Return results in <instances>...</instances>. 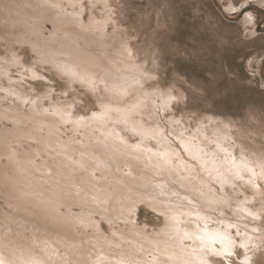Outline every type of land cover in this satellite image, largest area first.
<instances>
[{"label": "rangeland", "instance_id": "rangeland-1", "mask_svg": "<svg viewBox=\"0 0 264 264\" xmlns=\"http://www.w3.org/2000/svg\"><path fill=\"white\" fill-rule=\"evenodd\" d=\"M93 1L76 0L70 5L62 0L56 6L53 0H0V110L4 111L0 136L15 134L11 147L16 152L30 153L31 165L62 159L54 147L45 151L39 147L52 123L46 118L60 115L67 120L60 119L53 130L59 142L93 148L100 140L95 137L96 128L87 130L92 128L91 116L101 113L108 94H120L122 107L128 110H133V101L143 102L141 112H133L135 119L131 120L158 137L142 135L122 114L102 117L106 127L114 130L112 138L124 145H139L148 152L150 147L163 150V146H171L190 167L197 162L187 155L176 135H200L202 129L212 138H220L218 130L214 131L219 129L232 134L244 148L264 153V0ZM66 50L94 61L87 64L90 76L75 77L62 71L61 65L69 62ZM77 66L87 70L81 61ZM101 76L109 80L108 85ZM32 111L37 113L34 117L46 118H35L32 125L28 117ZM77 120L85 122L84 126H74ZM90 154L76 151L71 160ZM4 161L1 157L0 163ZM115 162L120 165L119 169L113 166L119 178L135 175V170L119 159ZM48 169L44 171L47 177L52 176ZM155 176L150 185L169 188L162 176ZM93 177L94 182L105 178L98 170ZM211 183L221 192L218 184ZM2 195L0 191V224L30 236L32 225L23 217L24 211ZM88 196L94 206L90 219L102 236L119 239L127 226L149 234L164 224L165 211L148 198L134 204V199L125 198L108 203L93 191ZM173 197L163 192L158 199L177 203ZM72 207L75 212H88L86 205ZM225 214L232 216L230 207ZM251 222L261 226L262 254L251 256L252 263H248L238 244L228 254L230 261L220 255L215 258L225 264H264V212L261 220ZM188 224L194 227V221ZM235 236L240 239L238 233Z\"/></svg>", "mask_w": 264, "mask_h": 264}, {"label": "bare ground", "instance_id": "bare-ground-1", "mask_svg": "<svg viewBox=\"0 0 264 264\" xmlns=\"http://www.w3.org/2000/svg\"><path fill=\"white\" fill-rule=\"evenodd\" d=\"M75 1L67 0V3L72 5ZM53 2L59 6L62 0ZM89 2L94 3L93 0ZM91 20L95 22L96 17ZM94 25L100 26L99 23ZM65 52L69 62L61 65L62 71L75 77L90 76L87 64L94 63L92 59L74 54L72 50ZM78 61L85 63L87 70L78 68ZM100 80L109 84L105 76ZM123 103L120 94H108V99L102 101L101 113L91 116L92 128L87 130L96 128L95 137L100 140L92 145L93 148L89 144L76 148L78 146L59 142L53 130L57 123L67 118L62 115L60 118L34 117L37 110L32 111L28 116L32 125L36 124L35 118L52 120L49 131L39 140V147L44 151L54 147L62 157L51 158L40 165L29 163L30 153L16 152L11 147L15 134L0 136V158L6 159L5 163H0V191L17 210L24 211L23 217L32 225L31 234L26 237L6 230L8 225L1 222L0 264H225L215 255L230 261L229 255L238 244L245 252L243 260L252 263L251 256L262 254L261 226L251 220H261L264 212V153L244 148L232 134L219 129L214 131L218 130L220 138H212L202 129L199 130L200 135L185 136L183 132L176 135L187 155L197 162L190 167L171 146L165 145L163 150L150 147L148 152V148L141 149L139 145H124L112 138L114 130L107 128L106 120H102L114 112L122 114L125 119L130 118L129 121L137 125L131 120L134 118L131 114L141 112L139 107H144L143 102L133 101V110L123 108ZM3 112L0 110V115ZM84 123L77 120L74 126L83 127ZM134 127L144 136L156 137L154 132H144L145 127L141 123ZM86 134L90 133L86 131ZM76 151L91 154L73 161L71 158ZM118 159L134 169L135 175L119 178L113 167L118 165L115 162ZM47 169L52 176H46L44 171ZM95 170L105 178L94 182ZM157 174L165 179L163 183L169 188H164L161 183L157 184L161 186L157 189L155 184L150 185V180L158 177L155 176ZM50 177L58 180L50 181ZM107 177H110V182ZM44 180L49 184L45 186ZM211 182L218 184L221 192ZM90 191L99 198L104 197L108 203L113 198H125L134 199L136 204L148 198L153 206L165 211L164 224L157 232L149 234L127 226L119 239L117 236H102L90 219V212L94 211L88 196ZM163 192L174 196L177 203L160 201L158 196ZM250 200L253 205L249 204ZM73 205H86L88 212H75ZM178 207L180 211L175 210ZM227 207H230L231 217L225 214ZM104 218L109 217L106 214ZM191 220L194 227L188 224ZM232 228L240 239L236 238Z\"/></svg>", "mask_w": 264, "mask_h": 264}]
</instances>
